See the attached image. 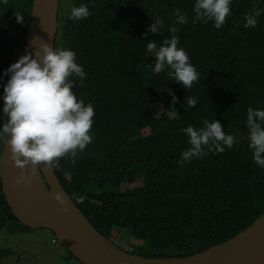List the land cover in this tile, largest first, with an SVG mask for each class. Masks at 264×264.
<instances>
[{
    "label": "trees",
    "instance_id": "16d2710c",
    "mask_svg": "<svg viewBox=\"0 0 264 264\" xmlns=\"http://www.w3.org/2000/svg\"><path fill=\"white\" fill-rule=\"evenodd\" d=\"M32 3L0 0V74L24 48ZM81 3L88 5L90 15L68 19L69 9ZM193 4L194 0L58 4L54 48L75 51L86 76L83 83L70 76L75 81L72 90L92 104L95 114L92 142L74 158H60L54 172L94 229L108 239L113 233L135 239L138 243L125 250L148 258L202 251L231 238L264 212V168L252 160L245 125L249 107L264 108V12L255 27H243L244 14L264 3L232 0L220 29L211 21L193 23ZM177 8L188 17L187 23L175 25L178 47L199 73L191 88L166 72L154 74L149 65L155 57L145 50L148 41L159 45L173 35L168 29ZM15 13L23 15V23ZM156 17L164 24L153 33L149 25ZM6 80V75L0 79V92ZM187 97L197 104L185 107ZM173 107L177 120L166 116ZM214 119L239 143L222 152L205 147V154L179 163L181 152L189 147L183 128H199L204 120ZM139 180L142 185L121 189L122 183ZM80 196L84 200L78 203ZM10 213L0 179V226L12 221L29 228ZM7 252L0 249V257Z\"/></svg>",
    "mask_w": 264,
    "mask_h": 264
},
{
    "label": "clouds",
    "instance_id": "9594fccd",
    "mask_svg": "<svg viewBox=\"0 0 264 264\" xmlns=\"http://www.w3.org/2000/svg\"><path fill=\"white\" fill-rule=\"evenodd\" d=\"M231 3L232 0H194L193 23L211 21L216 29H220L230 15ZM262 12L264 7L255 6L246 12L243 27H255ZM15 15L17 22L23 23V15ZM89 15L88 5L81 3L69 9L68 19L80 20ZM172 15L175 21L168 30L173 35L159 45L155 40L146 43V53L155 57L154 65L149 67L154 74L166 72L170 79L184 88H191L199 79V73L186 51L178 47L179 37L174 34L178 31L175 25L187 23L188 17L179 8L174 9ZM163 24V20L156 17L149 29L156 33L161 31ZM4 75L7 80L0 92V140L6 142L10 159L20 169L14 183H28L42 163L47 168H55L60 158H74L92 142L90 129L94 107L78 99L72 90L75 81L69 77H78L79 83H83L86 73L76 62L75 51L70 48H53L42 41L33 53L25 52L10 63L0 74V79ZM172 102H176L175 95H172ZM196 104V99L187 97L185 107ZM166 116L169 120L179 118L174 107L166 111ZM245 125L252 160L264 168V108L249 107ZM183 132L188 137L189 147L181 152L179 163L205 154V147L209 151L222 152L239 143L237 136L226 133L216 119L204 120L199 128L188 125ZM242 138L244 136L240 134ZM26 167L31 175H26ZM54 198L61 205L65 203L60 194H55ZM83 200L84 197L80 196L77 202Z\"/></svg>",
    "mask_w": 264,
    "mask_h": 264
},
{
    "label": "water",
    "instance_id": "95a60500",
    "mask_svg": "<svg viewBox=\"0 0 264 264\" xmlns=\"http://www.w3.org/2000/svg\"><path fill=\"white\" fill-rule=\"evenodd\" d=\"M58 4L59 0H33L26 40L20 55L33 53L42 41L54 48ZM25 171L26 175H31L27 167ZM19 172V167L10 159L6 142L2 140L0 179L6 203L11 209L10 215L26 227L50 229L57 241L82 264H249L264 244L263 212L231 238L202 251L181 257H143L120 248L94 229L65 191L53 168H47L42 163L30 182L15 184ZM36 175L40 176L49 193L51 213L38 199ZM55 194L63 197V205L56 201ZM77 214L83 216L87 234L79 227Z\"/></svg>",
    "mask_w": 264,
    "mask_h": 264
},
{
    "label": "rangeland",
    "instance_id": "374dc122",
    "mask_svg": "<svg viewBox=\"0 0 264 264\" xmlns=\"http://www.w3.org/2000/svg\"><path fill=\"white\" fill-rule=\"evenodd\" d=\"M160 107L158 114H160ZM148 129L143 130L147 133ZM142 185V181L132 185L122 183L121 189ZM111 240L122 249L138 243L126 235L113 233ZM0 249L8 251L0 257V264H82L70 256L57 241L54 233L45 227L23 228L12 221L0 226Z\"/></svg>",
    "mask_w": 264,
    "mask_h": 264
},
{
    "label": "bare ground",
    "instance_id": "6f19581e",
    "mask_svg": "<svg viewBox=\"0 0 264 264\" xmlns=\"http://www.w3.org/2000/svg\"><path fill=\"white\" fill-rule=\"evenodd\" d=\"M36 191L38 195V199L43 205V207L48 211L52 212L50 199H49V193L47 192V189L45 188L43 182L41 181V178L39 175H36ZM77 220L79 227L84 230L87 234V225L84 222L83 216L81 214H77ZM249 264H264V244L262 249L259 251V253L251 260Z\"/></svg>",
    "mask_w": 264,
    "mask_h": 264
}]
</instances>
